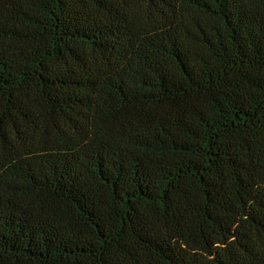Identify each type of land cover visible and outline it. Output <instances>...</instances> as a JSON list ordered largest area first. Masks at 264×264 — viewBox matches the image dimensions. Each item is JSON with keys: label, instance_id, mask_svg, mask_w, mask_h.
<instances>
[{"label": "trees", "instance_id": "1", "mask_svg": "<svg viewBox=\"0 0 264 264\" xmlns=\"http://www.w3.org/2000/svg\"><path fill=\"white\" fill-rule=\"evenodd\" d=\"M0 264H264V0H0Z\"/></svg>", "mask_w": 264, "mask_h": 264}]
</instances>
